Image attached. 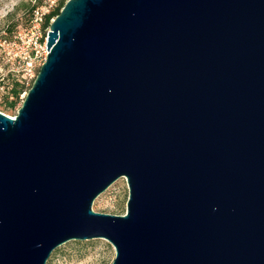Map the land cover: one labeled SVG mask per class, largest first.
I'll use <instances>...</instances> for the list:
<instances>
[{"label":"water","instance_id":"water-1","mask_svg":"<svg viewBox=\"0 0 264 264\" xmlns=\"http://www.w3.org/2000/svg\"><path fill=\"white\" fill-rule=\"evenodd\" d=\"M0 113V264H264V0H67ZM122 216L95 213L116 180Z\"/></svg>","mask_w":264,"mask_h":264},{"label":"rangeland","instance_id":"rangeland-1","mask_svg":"<svg viewBox=\"0 0 264 264\" xmlns=\"http://www.w3.org/2000/svg\"><path fill=\"white\" fill-rule=\"evenodd\" d=\"M40 0H0V37L8 30L25 28L28 20L26 11ZM27 9L24 10L23 8ZM9 34L8 32H6ZM28 91V90H27ZM7 83H0V113L9 117H15L22 100L14 109L8 107ZM128 200V187L125 178L116 180L93 202L92 210L95 213L122 216L126 212ZM115 258V250L104 239L88 241H69L56 248L49 256L46 264H111Z\"/></svg>","mask_w":264,"mask_h":264},{"label":"built area","instance_id":"built-area-1","mask_svg":"<svg viewBox=\"0 0 264 264\" xmlns=\"http://www.w3.org/2000/svg\"><path fill=\"white\" fill-rule=\"evenodd\" d=\"M60 2L41 0L40 5L32 10L25 28L16 30L10 37H0V83H8L9 77H16L25 87L32 85L47 57L48 28L44 25ZM25 95L26 92L20 98Z\"/></svg>","mask_w":264,"mask_h":264},{"label":"trees","instance_id":"trees-1","mask_svg":"<svg viewBox=\"0 0 264 264\" xmlns=\"http://www.w3.org/2000/svg\"><path fill=\"white\" fill-rule=\"evenodd\" d=\"M66 1L67 0H61V2L59 3L58 8L55 9L53 11V13H51V15H49V17H48V19H47V21H46V23L44 25L45 28H48L49 27V24H50L49 19L54 18V17H56L59 14L61 8L63 7V5H64V3ZM40 3H41V0L39 1V3H37L36 5H33L29 9H27L26 7L23 8L24 10L27 9L26 11L28 12V18L30 16L32 10L35 7L39 6ZM6 32H8L9 34H7ZM4 34H5V36L10 37L13 34V32L9 31L8 30V27H7L5 29V31H4ZM30 87L31 86L25 87L24 84L21 82V80L19 78L9 77L8 83H7V92L5 93L6 96H7L6 98L7 99H10V101L8 102V107L10 109H14L15 106H16V104L20 101V95L23 94L24 92H27V90H29Z\"/></svg>","mask_w":264,"mask_h":264}]
</instances>
